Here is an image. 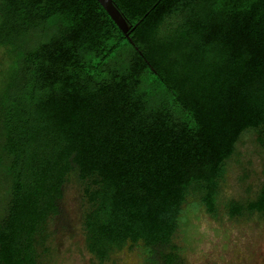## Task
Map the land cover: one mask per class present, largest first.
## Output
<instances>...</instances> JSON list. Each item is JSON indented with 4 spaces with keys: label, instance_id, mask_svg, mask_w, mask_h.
Segmentation results:
<instances>
[{
    "label": "trees",
    "instance_id": "1",
    "mask_svg": "<svg viewBox=\"0 0 264 264\" xmlns=\"http://www.w3.org/2000/svg\"><path fill=\"white\" fill-rule=\"evenodd\" d=\"M112 2L129 39L97 0H0V264H40L72 175L100 264H181L185 208L215 217L236 144L264 143V0ZM228 211L264 218V182Z\"/></svg>",
    "mask_w": 264,
    "mask_h": 264
},
{
    "label": "rangeland",
    "instance_id": "2",
    "mask_svg": "<svg viewBox=\"0 0 264 264\" xmlns=\"http://www.w3.org/2000/svg\"><path fill=\"white\" fill-rule=\"evenodd\" d=\"M6 55L0 49V70ZM264 182V143L253 133L244 134L235 153L226 162L220 184L217 214L211 217L203 207L185 208L175 242L181 248V264H264V218L243 212L231 215L229 201L244 203L253 199ZM82 197L72 175L64 187L60 214L52 220L46 251H40V264H100L87 252L81 224ZM187 205L196 202L187 199ZM186 206V205H185ZM152 259V258H151ZM143 261L139 249L125 247L103 264H158Z\"/></svg>",
    "mask_w": 264,
    "mask_h": 264
},
{
    "label": "water",
    "instance_id": "3",
    "mask_svg": "<svg viewBox=\"0 0 264 264\" xmlns=\"http://www.w3.org/2000/svg\"><path fill=\"white\" fill-rule=\"evenodd\" d=\"M97 1L104 8V10L108 13V15L115 22V24L119 27V29L124 33L125 37L129 39L128 37L129 25L124 20V18L119 13V11L116 9L112 0H97Z\"/></svg>",
    "mask_w": 264,
    "mask_h": 264
}]
</instances>
